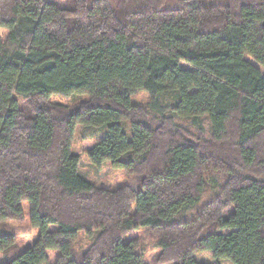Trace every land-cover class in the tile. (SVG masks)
Wrapping results in <instances>:
<instances>
[{
  "label": "trees",
  "instance_id": "obj_1",
  "mask_svg": "<svg viewBox=\"0 0 264 264\" xmlns=\"http://www.w3.org/2000/svg\"><path fill=\"white\" fill-rule=\"evenodd\" d=\"M166 1L0 0V223L28 202L40 230L3 264H49L48 251L55 264H149L140 230L152 264H264V0ZM79 125L103 131L89 160L126 185L79 174ZM207 173L221 179L202 204ZM16 243L0 234V252Z\"/></svg>",
  "mask_w": 264,
  "mask_h": 264
},
{
  "label": "rangeland",
  "instance_id": "obj_2",
  "mask_svg": "<svg viewBox=\"0 0 264 264\" xmlns=\"http://www.w3.org/2000/svg\"><path fill=\"white\" fill-rule=\"evenodd\" d=\"M119 0H109L112 8H115ZM177 0H167L166 4L163 6L164 10L176 9ZM206 7H211L216 3V0H202ZM223 2H226L224 0ZM1 37L5 38L7 31H0ZM184 68L190 69V66L182 63ZM86 95H80L76 97L64 98L61 96H53L49 102L51 104H58L65 106L69 109L76 107L77 105L85 102L87 100ZM132 100L138 106L146 107L149 103L150 97L145 92L137 93L133 96ZM203 126L206 131H209V123L206 118H203ZM128 124L126 128L128 129ZM103 131L100 129L85 128L81 125L76 127L75 134L72 140L71 152L73 155L79 158V174L86 179L88 182L95 185L97 188H104L108 190H115L124 185H126L131 177L123 170L114 169L111 165V162H106L101 168L94 167L88 157L87 151L92 149L98 141L103 138ZM207 175V180L211 184V189L207 191L204 195L202 204L211 200L216 194L214 187H217V183L220 182L219 174ZM218 181V182H217ZM22 208L25 212V218L17 221H7L0 223V234L2 233H14L17 237L16 247L11 249L8 252H0V264L5 263L7 260L13 258L17 255L19 251H22L26 248L32 246L34 240L38 236L40 230L38 228L32 227L29 218L30 204L28 202L22 203ZM192 212H186L181 215L180 219H186L190 216ZM55 226L50 227V231H54ZM228 233V232H225ZM133 236L138 240V249L137 252L141 253L149 264H152L154 256L158 253L156 247V241L152 238L145 230H140L137 233H134ZM92 243V239L88 237L85 233L79 235L78 240L76 241V249L79 252H82ZM60 255L59 251H48L47 256L49 258V264H55L58 256ZM221 264H231L230 262L223 260Z\"/></svg>",
  "mask_w": 264,
  "mask_h": 264
}]
</instances>
